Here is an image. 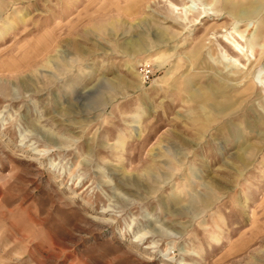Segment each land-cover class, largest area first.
Here are the masks:
<instances>
[{
	"label": "rangeland",
	"instance_id": "rangeland-1",
	"mask_svg": "<svg viewBox=\"0 0 264 264\" xmlns=\"http://www.w3.org/2000/svg\"><path fill=\"white\" fill-rule=\"evenodd\" d=\"M0 264H264V0H0Z\"/></svg>",
	"mask_w": 264,
	"mask_h": 264
},
{
	"label": "bare ground",
	"instance_id": "bare-ground-1",
	"mask_svg": "<svg viewBox=\"0 0 264 264\" xmlns=\"http://www.w3.org/2000/svg\"><path fill=\"white\" fill-rule=\"evenodd\" d=\"M189 0H183V5H186V3L188 2ZM189 4V3H188ZM194 5V4H193ZM183 7V6H182ZM193 7L191 6V5H189V10H191ZM246 12H249L248 10H245V9H239L238 8V10L236 9V14H243V13H246ZM238 33H239V35H240V38H243L244 37V30H238ZM258 38H257V36H255L254 38H253V40H257ZM245 42L247 43H249V44H251L252 43V39H249L248 41L245 39ZM233 44L237 47V48H241V46H240V43L238 42V40H236V39H233ZM236 60V59H235ZM245 78H247V75L246 74H242V75H240L239 76V81H240V83H244L245 82ZM246 81H248V78H247V80ZM250 81V80H249ZM246 83H248L247 84V87H250L251 85H253V82L252 81H250V82H246ZM245 83V84H246Z\"/></svg>",
	"mask_w": 264,
	"mask_h": 264
}]
</instances>
